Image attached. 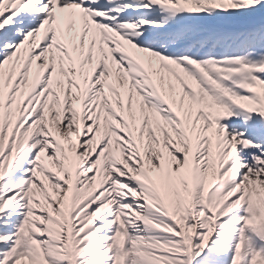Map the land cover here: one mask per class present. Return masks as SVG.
I'll list each match as a JSON object with an SVG mask.
<instances>
[{
	"label": "snow or ice",
	"instance_id": "snow-or-ice-1",
	"mask_svg": "<svg viewBox=\"0 0 264 264\" xmlns=\"http://www.w3.org/2000/svg\"><path fill=\"white\" fill-rule=\"evenodd\" d=\"M0 264H264V0H0Z\"/></svg>",
	"mask_w": 264,
	"mask_h": 264
}]
</instances>
